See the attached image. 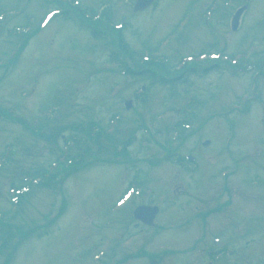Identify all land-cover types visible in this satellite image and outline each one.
Here are the masks:
<instances>
[{
    "label": "rangeland",
    "instance_id": "obj_1",
    "mask_svg": "<svg viewBox=\"0 0 264 264\" xmlns=\"http://www.w3.org/2000/svg\"><path fill=\"white\" fill-rule=\"evenodd\" d=\"M3 1L4 2L0 0V10L5 11L6 9L11 10L17 8V10L23 11V15L35 17L37 20L41 17L46 7L41 0ZM76 1H78L82 7L97 6L96 8H99L102 6L101 3H103L102 0ZM106 1L118 7L119 1ZM193 1L194 0H163L157 7V11H154L157 12L155 15L148 18V14L145 13L142 15L146 17H142L141 15L140 18L136 17L135 20H133L134 14L132 7L126 6L118 10L114 7L115 11L112 23H114V25L120 24L123 22L122 19L127 17L131 24V28L124 31V39L130 47L139 49L145 44L143 42L146 39H140L138 34L143 33L151 41H154L151 43H155V41L166 35L167 30L179 21L184 12H187L189 16H201L204 0H198L197 3H194L199 9L190 7L194 5L192 3ZM211 1L212 0H208L207 5H209ZM8 3L13 4V6H11L12 8ZM250 6V12L253 10L257 11L258 7L262 6V9L259 10L262 11V13L260 16L257 14V19L255 21H252V19L256 12L252 17H248L249 14H246L242 26L245 25L248 27V30H243L236 36L230 34L229 25H227V21H224V24L221 26L222 28L219 26L205 27L204 24L201 26L199 23L200 28H198V25L192 31L182 32L181 39L187 40L189 50L194 51L199 49L200 51H208L210 49H218L217 52L225 50V54L227 55H232L228 51L229 47L230 51H233L235 47H239V50L244 51L245 48L247 49L251 45H256L255 50L252 49V47L249 48V55L251 53L253 54L251 63H264V49H262L264 48V0H255ZM49 8L50 7H48L47 11ZM180 8L182 11H180ZM161 9H163V11H161ZM229 12H231V10H229ZM45 14L46 11L42 16L45 17ZM17 18L18 16L6 15L4 26L11 20L16 22ZM74 22L65 23L62 17H60L51 22L47 31L40 33L36 32L34 39L31 38V40H33H30L29 43L24 46L22 44L23 47L21 48H15V46L19 47L20 44L14 45L19 42V40L9 37L7 34V31H9L10 27L13 25L6 29L0 27L1 59L13 54V51L17 52L16 58L13 59L15 62L11 67L7 68V70H0V107L6 108L10 105H14L17 108L18 114L17 120L11 121L10 123L0 122V155L5 144L11 143L14 139H22V149L17 156L20 163L15 166L12 165L8 170L2 171L0 174V212L2 213L7 211L10 207L8 195L10 184L13 183L14 180H17L21 174L28 173L31 175L35 171H38V169H43L44 166L54 162L58 157V153L63 145L62 135L64 129L70 128L75 123L85 122L88 117H93V115H102L105 117V120H107L110 118L111 114L115 112L114 110L117 109H119V112L123 115L125 124L118 130V133L112 137L113 142L103 140L108 153L113 151L117 152L123 148L127 150L128 153L137 151L134 153L137 155L144 154V156L143 159L133 163V166H136L134 169H142L143 171L149 170L152 167L153 169H159L160 178H156V183L158 184H161L164 177H167L168 181L172 183L179 181V173L175 167L166 162H159L158 165L152 163L153 159L157 160L158 157V151L155 149L148 152L146 150L140 151L138 144L127 147V149L125 148L124 145L128 144L130 135L139 132V126L136 128V125L131 119L132 112L126 113L121 99L125 101L128 99L133 100L132 94L134 91H137L138 85L144 82H134L130 81L128 78L122 79L117 77V73L108 71L106 67H104V64L106 61L112 60V50L113 52L115 51V46L113 47V43L111 42L113 39L112 36L105 37L103 40H96L91 38L89 33L85 32L82 27L75 25L78 23L77 20ZM136 27H140L139 32L141 33H133V29ZM178 34L181 33L179 32ZM21 41H23V39ZM173 42L174 44L177 43L176 41ZM194 42L197 43V45H195ZM211 42L215 43L212 47H210ZM257 44L261 45L258 46ZM247 51L248 49L244 52L246 53ZM172 52L171 49H168L164 50L162 54L169 56ZM185 52L186 53L182 54L183 56L199 54L189 53L187 49ZM178 61L179 59L177 62ZM259 67L258 70H261V74H258L256 80L258 81L259 92H261L260 101L262 106H260V103L254 104L253 107L255 108L250 112L251 115L247 117L237 115L236 118L233 117L234 115L232 116L230 114L231 111L228 106L218 109L219 112L217 113L219 119H216L218 121V130L215 132L214 136L207 140L212 141V143L220 147L222 151L220 153H212L214 149L209 151L210 154L208 159L199 158V169L201 170L199 176L201 181L200 186L206 191V194L211 192L210 189L215 186V179L217 178L218 172L224 168H237L239 177L244 179H247L250 175L260 176L259 173L264 170V66ZM223 69H212V71L207 72L202 77L191 75V77L187 78V84L181 80L180 82H176L174 90L167 87L169 89V96L170 94H174L177 99L175 97H169L168 90L166 86L164 87L163 85H161L163 89H159L156 93L157 84H155V87H153L150 92L153 94L149 95V103L143 108L141 117L144 116L147 120L146 123H149L155 116L160 114V112L169 109L171 103H175L174 105L180 108L184 105L182 104L183 102L185 103L187 100L197 99L201 102V105L207 106L206 110L203 109L204 111H201L202 116L198 123V126H201L204 114L206 112H213L216 108L215 104L224 102L225 98H227L229 103H235L240 95L246 98L252 95V93L254 95L256 94L255 87L257 82L254 88L253 86H248L250 82H253V74H244L243 77H235V75L238 74L236 71L231 68H229L230 70L228 71ZM70 81H74V84ZM69 82L72 86L75 85L74 87L76 90L74 98L71 100L72 105L69 104L67 109L61 112L62 114L60 113L54 120L55 122L53 121L54 124H52L51 128L46 132V134L51 133L53 127H59V131L57 132L60 134L53 143L34 139L26 129L25 122H29L31 118L35 116L36 109L41 108V106L42 108L45 107L47 101L45 96H47V93L50 92L53 87L55 89L59 87L61 88L60 90L66 89L67 83ZM116 83L122 84L124 89L117 96L116 100L108 99L106 95ZM145 83L149 86L150 82L148 80ZM22 92H28V94H30L27 98H22ZM84 98L85 100H83ZM171 100L177 101L169 102ZM208 109H210V111H208ZM248 109L249 106L246 107V110L242 111H247ZM164 118L165 126H171L175 121V117L166 118L164 116ZM143 121L145 122V120L141 119V122ZM213 126H206L209 129H205V131L199 129L194 135L190 133L187 134L188 139L185 140L184 146L194 152L198 151V153H201L203 151L202 144L205 139L211 135ZM203 131L204 133L201 134ZM228 135L235 137V141H233L228 148H225L223 144H221V140H225ZM79 136L82 138L81 134ZM166 139L171 141L169 137ZM167 140L162 141V143H167ZM164 146L166 147L167 145ZM94 151H97V147H94ZM71 153H73V151ZM98 164H102L103 167L109 169H104L106 172L101 171V173L98 174L99 176L95 177V179L92 178L91 175L97 172L92 170V168L96 167ZM98 164H88V166L84 168L85 170L83 169L77 173V176H72L69 180L67 179L64 184L58 185L53 192L49 190H40L37 192L29 199L30 201L27 206H24L23 210H26V214L19 220V224L22 226L26 222L28 223V220L30 222H36V220L46 217V215L52 211L57 212L59 209H64L63 212H67V217L72 216L77 210L75 203L78 201L76 193L75 196H73V193L78 191L83 184L86 186V192L95 190L91 195L92 199L95 200V202L92 203V207H98L96 204L100 202L102 198L101 209L95 212L101 214L100 217H102L103 214L110 209L114 200L119 199L122 192L128 188L131 179L138 182V180L142 181L145 176L142 171L139 172V170H136L133 172V168L128 167L129 165L121 164L119 166L99 162ZM109 173L110 177L101 184L99 188L95 189L96 184L94 182L100 176ZM88 176H90V178ZM116 190L119 194L117 198L114 199ZM83 191L84 190H80L78 192ZM240 192L242 194L237 195V192L233 193L232 191L231 197L236 201V199L240 197L251 199L259 195L257 197L258 204L253 207V210L260 211L264 208V193L249 192L247 190ZM226 197L225 194L221 195L220 192L217 201L221 200V204H225L227 202ZM156 204H158V202ZM218 204H220L219 201L207 207L200 206L198 209H200L199 212L205 219L209 218V216H220L225 219L236 218L237 214L229 211V209L221 208L217 212H209L208 209H204L211 206L217 207ZM136 206V200H134L125 210L132 209ZM245 207V204H240L239 209H244ZM81 208L82 209L75 217V221L68 220L65 224L61 223L62 232L50 242L44 239L41 240V245L40 243H32V240H25L26 242L20 243L15 237L8 243L5 251L2 253L0 252V264H38L39 261L31 257L32 250L37 253L36 256H39V258L42 257V264H79L76 262L77 256L81 255V253H87L91 245L96 244L97 239L103 234L107 235V240H105L102 249H104L106 245L107 248L109 245L111 247V243L117 240L119 236L123 235V233L121 235H116V232H123V229H125L126 234L132 235L139 231L138 227L130 225L131 223L128 222L118 225L116 227L117 229L104 231L100 229L101 225L98 224L99 219L97 217L93 218L92 215H90V209L86 208L85 203H81ZM171 213L170 210L165 212V215H167L166 220L172 219ZM262 215H264L263 212L260 216H256L252 211L250 218H245L241 222H233L230 226L226 225L225 228H221L222 219L219 218L215 222H210V226L206 229L204 235L207 238L217 234L218 236H227L226 232L230 230H233L232 233L237 234L238 232L246 233L241 234V239L238 240L236 247L243 250L245 247L252 246V240H256L259 244L255 245L253 251L248 254L242 251L241 255H243L244 258L241 260V263L264 264V225L261 228L262 231L255 228L258 220L261 219L259 217H262ZM55 229L56 225L51 227L49 229V231H51L50 234L55 232ZM197 230L198 228L195 225L190 228L191 233ZM92 233L94 234L92 235ZM41 235H43V233H36V235L31 236L29 239H38ZM169 237H172L176 241L178 240V237L169 235L166 236L161 243L165 245V241ZM199 238H201V236ZM210 240L211 238L207 241V248L210 247ZM204 244L203 242L202 245ZM137 245H140V242L134 245L131 251L132 253L140 248V246ZM168 247L171 246L168 245ZM76 250H78L77 253ZM145 253L148 252L145 251L144 254ZM12 255L14 256L12 257ZM191 257L192 264H203L206 260L204 251L202 250L196 252ZM121 258L122 256H120L119 261ZM131 260L135 259L132 258ZM239 260L240 259L232 258L224 262H228V264H238ZM84 261V264H93L91 257L88 258L87 256L84 258ZM155 262L156 261L153 260L148 263L141 258L135 261H129L126 264H154ZM120 264H124V262L121 260Z\"/></svg>",
    "mask_w": 264,
    "mask_h": 264
},
{
    "label": "bare ground",
    "instance_id": "obj_2",
    "mask_svg": "<svg viewBox=\"0 0 264 264\" xmlns=\"http://www.w3.org/2000/svg\"><path fill=\"white\" fill-rule=\"evenodd\" d=\"M52 22V21H51ZM51 22H49V24L51 23ZM115 136V135H114ZM113 136V137H114ZM102 142H101V138H98L96 141H95V144H94V146H93V148H92V151H93V153H96V155H98L99 154V152H100V144H101ZM94 147H97V151L95 152L94 151ZM98 162L99 163H103V164H112L111 163V161L110 160H98ZM98 162H97V164H98ZM97 167H94V168H92V170H94V171H96L97 173H101V171L102 172H106V170H104V169H109V168H106V167H103L102 166V164H98V165H96ZM110 177V173L109 174H106V175H103V177H101V179H100V185L101 184H103L108 178ZM129 204V202L126 204V206ZM125 206V207H126ZM125 207H123V208H125ZM122 208V209H123ZM122 211V210H121ZM118 215H120V212H118V214H116L115 215V217L116 216H118Z\"/></svg>",
    "mask_w": 264,
    "mask_h": 264
},
{
    "label": "trees",
    "instance_id": "obj_3",
    "mask_svg": "<svg viewBox=\"0 0 264 264\" xmlns=\"http://www.w3.org/2000/svg\"><path fill=\"white\" fill-rule=\"evenodd\" d=\"M153 69H150V72L152 71ZM154 71V70H153ZM155 72V71H154Z\"/></svg>",
    "mask_w": 264,
    "mask_h": 264
}]
</instances>
